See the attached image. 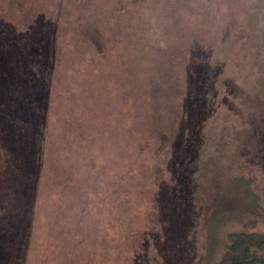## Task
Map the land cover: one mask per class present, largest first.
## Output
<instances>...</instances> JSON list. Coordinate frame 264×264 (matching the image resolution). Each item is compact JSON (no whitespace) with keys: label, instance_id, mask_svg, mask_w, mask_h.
Masks as SVG:
<instances>
[{"label":"rangeland","instance_id":"1","mask_svg":"<svg viewBox=\"0 0 264 264\" xmlns=\"http://www.w3.org/2000/svg\"><path fill=\"white\" fill-rule=\"evenodd\" d=\"M8 30L52 40L0 173L32 194L18 264H210L264 234V0H0Z\"/></svg>","mask_w":264,"mask_h":264},{"label":"trees","instance_id":"2","mask_svg":"<svg viewBox=\"0 0 264 264\" xmlns=\"http://www.w3.org/2000/svg\"><path fill=\"white\" fill-rule=\"evenodd\" d=\"M50 37L51 33L43 30H27V33L8 30L0 34V173L7 168L8 160H12L6 147L13 149L7 133L11 127L19 125L18 122L21 124L25 114L29 116L34 111V106L31 108V104L22 98L28 97L34 105L35 96L32 98L31 94L38 90L43 95L44 88L38 80L50 73L47 60L51 52ZM23 122L27 127L25 118ZM18 173L15 172L13 180L7 183L0 181V264H18L25 249L22 244L27 235L32 194L19 181ZM16 201L20 202V209ZM8 231L9 234H5ZM213 261L209 263L264 264V234L243 230L227 233L224 249Z\"/></svg>","mask_w":264,"mask_h":264}]
</instances>
